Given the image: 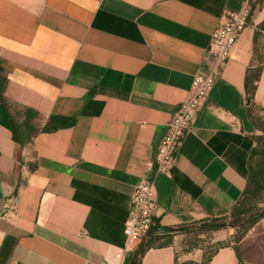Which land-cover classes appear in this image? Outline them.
<instances>
[{"label":"crops","instance_id":"1","mask_svg":"<svg viewBox=\"0 0 264 264\" xmlns=\"http://www.w3.org/2000/svg\"><path fill=\"white\" fill-rule=\"evenodd\" d=\"M243 2L0 0V264L202 259V248H184L188 233L160 232L144 249L154 236L131 244L124 227L136 185L154 175L147 163L208 67L212 31ZM263 21L264 0H255L172 177L156 176L159 225L226 219L241 197L260 134L245 78ZM253 100L264 110V68ZM12 121L38 131L21 144ZM48 123L57 127L42 130ZM209 264L243 263L224 246Z\"/></svg>","mask_w":264,"mask_h":264},{"label":"built area","instance_id":"2","mask_svg":"<svg viewBox=\"0 0 264 264\" xmlns=\"http://www.w3.org/2000/svg\"><path fill=\"white\" fill-rule=\"evenodd\" d=\"M254 1L244 0L239 10L226 11L212 31L206 53L208 67L194 75L190 97L180 104L168 123L154 158L147 163L148 169L154 168L153 177L143 178L135 187L124 227L129 243L141 242L157 224L156 176L162 173L172 177L177 156L186 135L192 129L199 108L210 95L216 79L231 61L232 50L250 22Z\"/></svg>","mask_w":264,"mask_h":264},{"label":"trees","instance_id":"3","mask_svg":"<svg viewBox=\"0 0 264 264\" xmlns=\"http://www.w3.org/2000/svg\"><path fill=\"white\" fill-rule=\"evenodd\" d=\"M263 36L264 21L256 26L253 60L248 68L245 78L247 98L250 100L248 105V116L253 125L260 131V134H257L253 137L256 141V145L250 151L248 159L249 173L245 189L237 203L232 207L228 216L231 227L235 228L236 230L243 227V230L241 232L237 231L238 235H235L237 237V241H240L244 233L253 227L260 219L264 218V116L262 115L264 110L257 106L253 100L255 91L257 89V83L260 80L264 68V55L262 54V50L264 48V45H262ZM12 127L15 140L21 144H25L27 141H29L32 135L38 131L36 127L29 124H25L24 128H21L13 121ZM56 127L57 125L53 126L51 123H48L42 128V130L48 131L55 129ZM219 221L220 220L215 218L205 219L197 221L190 226L178 229L161 226L157 223L148 234L150 236H154L153 241H149L144 249L151 246L154 241L160 240L162 237L160 234H158L160 232L171 233L180 231L188 233L193 226H204V224H208L209 228L218 229L219 227L217 226V223ZM224 246L231 245L225 244L223 240H217L213 243V250L208 251L207 249L202 248L203 256L200 261H177L176 264H209L213 255ZM234 249L237 252L241 262L244 264L239 253V249L237 247H234Z\"/></svg>","mask_w":264,"mask_h":264},{"label":"rangeland","instance_id":"4","mask_svg":"<svg viewBox=\"0 0 264 264\" xmlns=\"http://www.w3.org/2000/svg\"><path fill=\"white\" fill-rule=\"evenodd\" d=\"M264 45V36L262 38ZM264 50V48H263ZM264 116V113H262ZM226 223L225 227L218 224ZM196 225L189 230L188 235L184 237V248L200 247L213 250V243L217 240H223L225 244L237 247L244 263L246 264H264V218L260 219L253 227L244 233L242 239L237 241V231L241 232L243 227L236 230L231 227L230 219H222L217 223L218 229L209 228L208 224ZM236 235V236H235Z\"/></svg>","mask_w":264,"mask_h":264},{"label":"water","instance_id":"5","mask_svg":"<svg viewBox=\"0 0 264 264\" xmlns=\"http://www.w3.org/2000/svg\"><path fill=\"white\" fill-rule=\"evenodd\" d=\"M248 102L250 103V100H248ZM220 227H225L226 226V223H220L218 224Z\"/></svg>","mask_w":264,"mask_h":264}]
</instances>
